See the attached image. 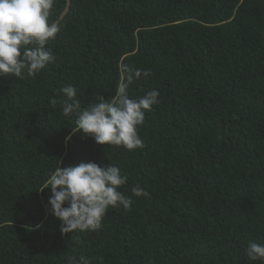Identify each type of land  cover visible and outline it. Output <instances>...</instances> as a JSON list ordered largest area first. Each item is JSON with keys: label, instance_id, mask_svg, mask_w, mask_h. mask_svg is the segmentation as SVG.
Here are the masks:
<instances>
[{"label": "trees", "instance_id": "16d2710c", "mask_svg": "<svg viewBox=\"0 0 264 264\" xmlns=\"http://www.w3.org/2000/svg\"><path fill=\"white\" fill-rule=\"evenodd\" d=\"M66 6L49 17L55 61L0 78V264H262L246 249L264 243V0H70L60 19ZM122 64L150 70L130 97L160 94L138 127L144 147L66 142L76 117L61 89L84 107L110 100ZM88 161L118 166L132 205L64 234L40 190Z\"/></svg>", "mask_w": 264, "mask_h": 264}, {"label": "clouds", "instance_id": "9594fccd", "mask_svg": "<svg viewBox=\"0 0 264 264\" xmlns=\"http://www.w3.org/2000/svg\"><path fill=\"white\" fill-rule=\"evenodd\" d=\"M56 0H0V78L11 75L23 79L33 77L55 61L47 47L60 32V25L49 17ZM122 80L114 96L107 100L97 96L86 107L77 99V89L67 85L61 89L65 116L74 115L75 128L67 137L81 132L98 145L123 146L129 151L142 149L144 143L138 127L145 121L146 111L159 103V91H147L142 97H130L129 87L139 79L150 75L148 69H138L122 64ZM56 100H52L55 105ZM128 177L121 175L112 163L101 167L93 161L58 167L46 180L44 189L51 190L48 198L50 211L61 222L62 233L91 232L102 228V221L110 207L122 205L129 209L132 198L119 189ZM135 197H147L149 193L139 185L132 188ZM246 256L251 261L264 264V243L249 242ZM80 264H89L83 257Z\"/></svg>", "mask_w": 264, "mask_h": 264}, {"label": "water", "instance_id": "95a60500", "mask_svg": "<svg viewBox=\"0 0 264 264\" xmlns=\"http://www.w3.org/2000/svg\"><path fill=\"white\" fill-rule=\"evenodd\" d=\"M69 8H70V0H67V6L64 9V11L62 12L60 19L63 18V16L68 12ZM58 22H59V19L57 21H55V23H57V24H58Z\"/></svg>", "mask_w": 264, "mask_h": 264}]
</instances>
